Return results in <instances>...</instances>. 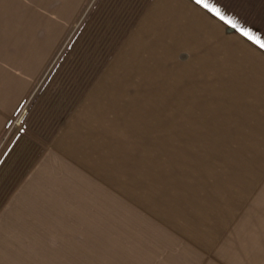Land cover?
I'll return each instance as SVG.
<instances>
[{
  "label": "rangeland",
  "instance_id": "374dc122",
  "mask_svg": "<svg viewBox=\"0 0 264 264\" xmlns=\"http://www.w3.org/2000/svg\"><path fill=\"white\" fill-rule=\"evenodd\" d=\"M153 1L79 0L58 33L59 2L0 0V84L57 33L0 124V264H264V63L110 66Z\"/></svg>",
  "mask_w": 264,
  "mask_h": 264
},
{
  "label": "crops",
  "instance_id": "0c3cea01",
  "mask_svg": "<svg viewBox=\"0 0 264 264\" xmlns=\"http://www.w3.org/2000/svg\"><path fill=\"white\" fill-rule=\"evenodd\" d=\"M78 1L47 0L51 5L59 2L57 4L62 7L61 20L53 26L58 27V33L68 19H73L75 11L72 7L78 5ZM141 27L142 31L136 28L130 30V27L125 30L121 37L123 40L119 41L121 48L115 53V59L109 61L110 66L119 60L118 56L122 53L124 56L126 54L128 65L121 69L141 73L142 79H148L146 73L160 68L184 71L188 67V62H191L192 66H198V70L195 71L191 68L190 74L200 72V76L207 80L215 79L216 75L223 81L226 78L240 76L243 69L253 71L263 69L264 49L196 4L194 0H154L141 19ZM56 35L53 30L50 36L45 34L40 42L34 40L27 48L28 51L25 50V54L14 53L12 57H7L8 61L22 71L20 78L7 77L5 80L11 82L0 84V124L5 122L7 126L6 120L17 114L25 103L24 100L34 84L33 80L39 77L41 65L50 54L48 48L56 42ZM134 39L142 45L140 50L139 47L132 46ZM117 45L118 42L114 46ZM40 47L41 51L38 49ZM182 61H186V65L179 68L178 64L182 66L180 64ZM205 69L207 72H204ZM215 69L219 72L210 74L211 71L215 72ZM9 74L15 76V73ZM221 83L206 82L207 86Z\"/></svg>",
  "mask_w": 264,
  "mask_h": 264
},
{
  "label": "trees",
  "instance_id": "16d2710c",
  "mask_svg": "<svg viewBox=\"0 0 264 264\" xmlns=\"http://www.w3.org/2000/svg\"><path fill=\"white\" fill-rule=\"evenodd\" d=\"M208 2L220 9L223 21L231 27L235 24L233 27L235 30L243 35L248 32L250 35L245 36L259 47L257 40L264 43V0H208ZM101 68V66L100 69L97 68L98 72ZM94 73L96 74L97 70ZM88 82L86 85H89Z\"/></svg>",
  "mask_w": 264,
  "mask_h": 264
},
{
  "label": "snow or ice",
  "instance_id": "6c2138e0",
  "mask_svg": "<svg viewBox=\"0 0 264 264\" xmlns=\"http://www.w3.org/2000/svg\"><path fill=\"white\" fill-rule=\"evenodd\" d=\"M195 3L198 5H201L202 7L207 9L209 12L219 16L220 19L222 20L224 19V17L220 14V9L210 4L208 0H195ZM229 23H231V21H229ZM233 27H235V24H233ZM244 35H250V34L248 32H245ZM256 42L260 44L261 48H264V43H260L259 40H257Z\"/></svg>",
  "mask_w": 264,
  "mask_h": 264
}]
</instances>
